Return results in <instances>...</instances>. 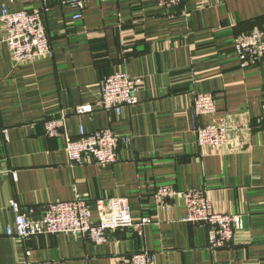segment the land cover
Returning a JSON list of instances; mask_svg holds the SVG:
<instances>
[{"label":"crops","instance_id":"obj_1","mask_svg":"<svg viewBox=\"0 0 264 264\" xmlns=\"http://www.w3.org/2000/svg\"><path fill=\"white\" fill-rule=\"evenodd\" d=\"M52 55L15 63L0 22V223L12 224L10 200L35 206L83 197L91 202L127 197L133 217L150 219L141 231L119 228L108 240L36 235L0 236V264H126L146 250L153 264H264V66L240 68L233 39L264 30V0H189L169 9L156 0H85L83 18L59 0H45ZM42 0H0L9 10L39 7ZM124 70L141 78L137 103L121 114L95 111L97 86ZM210 92L216 111L195 115V94ZM66 116L76 135L112 128L131 136L117 162L101 166L87 156L70 162L62 138L48 137L46 119ZM229 120L221 153L195 142L194 127ZM170 184L179 193L201 190L218 212L239 217L234 240L215 251L208 228L183 222L181 194L159 204L154 190Z\"/></svg>","mask_w":264,"mask_h":264},{"label":"built area","instance_id":"obj_2","mask_svg":"<svg viewBox=\"0 0 264 264\" xmlns=\"http://www.w3.org/2000/svg\"><path fill=\"white\" fill-rule=\"evenodd\" d=\"M189 0H156L157 5L169 9ZM39 7L9 10L3 5L0 22L3 30V42L10 50L15 63H33L52 55L50 38L46 29L44 15L48 10L45 0ZM61 6L72 10L71 18L80 21L83 18L85 0H59ZM233 50L240 68L255 65L264 66V30L256 29L238 35L233 39ZM140 77L130 75L124 70L113 72L103 78L97 86V100L92 104H80L74 113L80 117L95 111L121 114L123 109L137 103V91ZM195 115L212 116L216 111L215 97L210 92L197 93L192 100ZM66 116L44 120L43 128L48 137L62 138L63 150L70 162L82 163L87 156L92 157L101 166L117 162V148L120 144H129L131 136L120 135L112 128L95 129L88 132L82 123L77 134L66 131ZM260 120L264 122V99L261 102ZM229 120L209 121L194 127L195 142L201 147H208L214 153H221L228 142ZM181 194L184 199L186 215L183 222H190L208 228L207 240L210 250L215 251L229 245L239 229V217L232 213L218 212L201 190L177 192L170 184L155 188L154 198L161 205H167L174 195ZM96 217H93L91 202L83 197L72 200L48 201L39 217H35V206L22 205L17 200H10L8 208L12 213V224L0 223V236L13 240H23L36 235H63L88 239L101 245L108 240V232L119 228H136L141 231L150 223L142 217L135 220L127 197H111L94 201ZM126 264H153V254L146 250L132 253L125 260Z\"/></svg>","mask_w":264,"mask_h":264}]
</instances>
